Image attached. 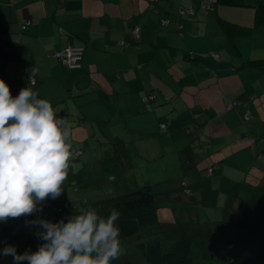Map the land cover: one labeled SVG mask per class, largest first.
<instances>
[{
    "label": "crops",
    "instance_id": "obj_1",
    "mask_svg": "<svg viewBox=\"0 0 264 264\" xmlns=\"http://www.w3.org/2000/svg\"><path fill=\"white\" fill-rule=\"evenodd\" d=\"M199 1L161 0L156 14L154 0H0V79L13 97L30 87L70 123L68 171L83 187L80 198L92 202L95 195L145 184L157 196L160 236L191 238L193 264L194 258L224 264L216 256L227 253V242L241 246L250 239L236 218L264 187V73L241 67L248 58H264V0H214L211 14L199 9ZM181 5L199 10L183 34L160 27L161 15L177 21ZM136 26L139 40L132 35ZM69 46L86 48L84 70L66 69L53 56ZM241 93L246 107L227 113L228 101ZM148 94L154 95L152 111L143 101ZM115 122L123 135L111 132ZM126 135L143 148L137 159ZM135 166L141 179L133 180ZM212 166L217 169L209 176ZM71 215L58 219L67 222ZM20 218L0 222V250L12 245L18 254L35 252L44 242L26 223L30 217ZM218 234L225 243L209 241ZM120 245V264H147L135 241ZM240 246L239 257L247 253ZM130 253L137 257L121 263ZM0 264H14L13 257L0 254Z\"/></svg>",
    "mask_w": 264,
    "mask_h": 264
},
{
    "label": "clouds",
    "instance_id": "obj_2",
    "mask_svg": "<svg viewBox=\"0 0 264 264\" xmlns=\"http://www.w3.org/2000/svg\"><path fill=\"white\" fill-rule=\"evenodd\" d=\"M35 76L31 70L30 79ZM71 125L58 116L46 99L22 88L12 96L0 79V222L43 211L44 202L63 192L71 159ZM109 181L116 177L109 175ZM120 212L110 209L107 217L95 209L81 210L67 222L41 219L26 221L39 230L44 241L35 252L18 254L9 245L0 250L14 264H111L123 255Z\"/></svg>",
    "mask_w": 264,
    "mask_h": 264
},
{
    "label": "trees",
    "instance_id": "obj_3",
    "mask_svg": "<svg viewBox=\"0 0 264 264\" xmlns=\"http://www.w3.org/2000/svg\"><path fill=\"white\" fill-rule=\"evenodd\" d=\"M15 2L16 0H12ZM209 0L199 1V9L204 11L206 14H211L216 8V3L214 0H211V3H208ZM161 0H154L153 3V12L159 14V6ZM218 2H226L228 0H218ZM194 9L195 14L189 15L188 11ZM198 9L193 5H181L175 15L177 21H172L169 15H161L159 19V26L163 29H169L173 27L178 33L183 34L185 28V22L193 18L197 13ZM164 21H168V24H164ZM29 23L20 24L22 31H25ZM141 32V26H136L133 29L132 35L134 38L139 40L140 35L137 36V32ZM20 41H17L19 43ZM11 45L13 43H10ZM120 48H124L123 44H120ZM85 47H75L69 46L64 50H57L54 52L53 56L69 70H84L83 67V58L85 54ZM69 50H82V57L77 62L78 67H73L68 58ZM216 59L220 61H225L220 54L212 53ZM228 58L227 60H231ZM242 68H251L256 71L264 73V58L261 55L248 58L243 60ZM252 74V73H251ZM249 80V79H248ZM35 78H29L30 85L35 84ZM239 93V92H238ZM241 94H237L234 99H231L226 104L227 113H232L236 110L246 107L245 97H241ZM246 98H248L246 96ZM154 95L148 94L143 98L144 105L148 111L153 110L152 100ZM251 118L250 113L246 112L244 115L245 120ZM163 129H167L166 124L161 125ZM81 154V151L77 152V158ZM217 166H212L207 169V174L213 176L216 171ZM73 174L68 171L67 179L63 184L62 194L55 200L48 198L43 205V211L38 213H33L29 220H35L37 216L41 219L47 220H60L58 219L66 211H70L71 214H78L81 210L86 209H95L97 213L101 216L107 217L110 214V209L116 208L120 212L119 219L115 222L116 226L120 230L119 240L120 241H135L136 248L138 251L143 254L146 259L147 264H193L192 258V246L193 240L189 237H178V238H167L160 236V221L158 215V206H157V196L148 186L137 188L134 190H129L121 194H99L93 196L91 199H95L92 202H89L86 198H80L79 193L83 189L80 186V183L73 177ZM88 186V185H87ZM186 182H182V189L184 192H187L188 195L191 193V190L185 189ZM85 189V188H84ZM68 195L73 197L68 199ZM23 217V216H22ZM23 219L20 218V222ZM4 224H0V227ZM236 225L238 228L246 231L250 237L242 243L240 247H253L258 237L263 235L264 238V187L259 188V192L256 193L251 202L246 203L239 211L236 218ZM35 234L39 230L36 226H33ZM37 235V234H36ZM8 242L6 240H1V244L5 245ZM257 245V244H255ZM237 244L231 242L226 243L225 248H227V253H224L220 257V261L224 264H241L238 258ZM253 250H255L253 248ZM243 264V263H242Z\"/></svg>",
    "mask_w": 264,
    "mask_h": 264
},
{
    "label": "rangeland",
    "instance_id": "obj_4",
    "mask_svg": "<svg viewBox=\"0 0 264 264\" xmlns=\"http://www.w3.org/2000/svg\"><path fill=\"white\" fill-rule=\"evenodd\" d=\"M39 1H41V2H44V1H46V0H39ZM242 1V0H241ZM26 24V23H25ZM30 27V26H29ZM138 34L140 35V32L138 31ZM243 81V80H242ZM106 126L108 127L109 126V124H106ZM121 129H122V127L121 126H119V123H113V125H112V127H111V132H113V134L114 135H116V133L117 134H120V135H123V132H121ZM166 132V131H165ZM97 134V136L98 137H103L104 135H103V133L102 132H97L96 133ZM126 137L127 138H125V139H128L130 142H129V146H131L133 149L131 150V151H133V153H131V156H132V158H135V159H137V157H136V155H138L137 154V152H136V150L138 149V150H143V148L141 147V146H138V147H136L137 145H138V143L137 142H132L131 141V139H129V136L128 135H126ZM100 140V139H99ZM102 140H104V139H102ZM106 141H109V142H111L110 140H106ZM114 141V140H113ZM112 143V142H111ZM130 151V152H131ZM116 155V153H114L113 152V156H115ZM140 162H143V159L142 160H140ZM138 164V163H137ZM133 174H134V176L136 175V173H138L137 175V178H133V180H136V179H141V177H142V172H141V170L139 169V168H137L136 166H135V169L133 170V172H132ZM233 176H234V174H233ZM114 186V185H113ZM132 189H134L136 186H130ZM141 187H146V185L145 184H141V185H139L138 186V188H141ZM185 221V220H184ZM184 225L182 224L181 225V227H183ZM228 226V225H227ZM216 237V236H215ZM263 237V236H262ZM259 238L260 237H258V240H259ZM209 241H211L212 243H215V242H217V241H220V242H222V243H225L226 241L225 240H220V234H218V236H217V238H216V240H209ZM201 242V239H196V241H195V243H200ZM251 243H255V244H257V245H252V246H255L256 248H255V251H256V253L254 252V250L252 249V251H250L248 248H247V253H243V256H240L239 257V259H242V261H241V263H243V264H264V239L261 241V243L260 242H256V241H254V242H251ZM139 252V251H138ZM140 253V252H139ZM141 254V253H140ZM137 257V255H134V254H132V253H130L128 256H126V257H122V259H120V261H122L121 263H126L127 262V259L128 258H136ZM196 259V260H195ZM216 259L218 260V261H220V255H217L216 256ZM194 262L197 264V258H194ZM115 264H120L119 263V261H117V260H115Z\"/></svg>",
    "mask_w": 264,
    "mask_h": 264
},
{
    "label": "built area",
    "instance_id": "obj_5",
    "mask_svg": "<svg viewBox=\"0 0 264 264\" xmlns=\"http://www.w3.org/2000/svg\"><path fill=\"white\" fill-rule=\"evenodd\" d=\"M208 3H211V0H209ZM188 13L189 15H194L195 11L194 9H190ZM163 23L168 24V21H164ZM137 36H139V34H137ZM82 53H83L82 50H69L68 58L73 67L79 66L77 62L81 59Z\"/></svg>",
    "mask_w": 264,
    "mask_h": 264
}]
</instances>
